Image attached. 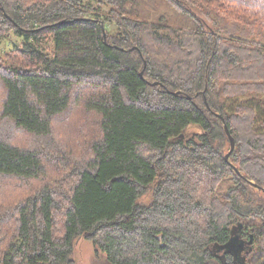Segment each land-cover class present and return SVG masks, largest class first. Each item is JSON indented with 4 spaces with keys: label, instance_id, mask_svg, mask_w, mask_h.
Here are the masks:
<instances>
[{
    "label": "trees",
    "instance_id": "obj_1",
    "mask_svg": "<svg viewBox=\"0 0 264 264\" xmlns=\"http://www.w3.org/2000/svg\"><path fill=\"white\" fill-rule=\"evenodd\" d=\"M10 33L0 264H264V0H0Z\"/></svg>",
    "mask_w": 264,
    "mask_h": 264
},
{
    "label": "rangeland",
    "instance_id": "obj_2",
    "mask_svg": "<svg viewBox=\"0 0 264 264\" xmlns=\"http://www.w3.org/2000/svg\"><path fill=\"white\" fill-rule=\"evenodd\" d=\"M21 43H22L21 38L16 36L14 33H10L9 35L3 37L0 40V56H4L5 53L14 50L18 45H21ZM248 80H252V79L248 78ZM66 125H67L66 130H68L67 134H71L72 132H74L75 129L74 127L79 126V125L76 126L75 123L72 121H70V123ZM190 132L191 133L197 132V128L192 127L190 129ZM74 134H76V132H74ZM242 241L246 243L244 239ZM248 251L249 248L246 249V251L241 254V257L244 258L248 253ZM73 258L75 260V264H108L105 255H103L102 253H97L95 251L93 244L91 242L86 241L83 238H80L76 241L74 246Z\"/></svg>",
    "mask_w": 264,
    "mask_h": 264
},
{
    "label": "water",
    "instance_id": "obj_3",
    "mask_svg": "<svg viewBox=\"0 0 264 264\" xmlns=\"http://www.w3.org/2000/svg\"><path fill=\"white\" fill-rule=\"evenodd\" d=\"M141 75H143V73H141ZM219 118L223 119L220 115H218ZM226 132L230 138L231 141V151L230 153L226 156V160L229 159L230 154L232 153L235 144H234V139L231 137L230 132L228 127L226 126ZM255 187H258L257 185H254ZM263 190V189H262ZM241 227V226H240ZM253 236L251 235V240L247 243H244L242 241V237L240 234H238V232L234 233L233 236L231 237V239L229 240V242L227 244H225L221 249L223 250V252H227V253H231L235 256V259L238 261V264H244V260L245 257L242 258L241 254L243 252L246 251V249L249 248V251L251 250V246L253 243ZM246 244V246H245ZM248 251V253H249Z\"/></svg>",
    "mask_w": 264,
    "mask_h": 264
},
{
    "label": "flooded vegetation",
    "instance_id": "obj_4",
    "mask_svg": "<svg viewBox=\"0 0 264 264\" xmlns=\"http://www.w3.org/2000/svg\"><path fill=\"white\" fill-rule=\"evenodd\" d=\"M242 240H243V238H242ZM246 241V240H245ZM246 243H247V241H246Z\"/></svg>",
    "mask_w": 264,
    "mask_h": 264
}]
</instances>
